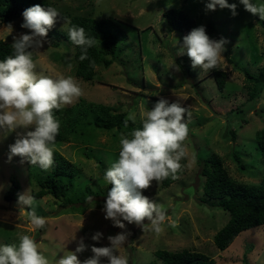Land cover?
Returning <instances> with one entry per match:
<instances>
[{
    "label": "rangeland",
    "instance_id": "374dc122",
    "mask_svg": "<svg viewBox=\"0 0 264 264\" xmlns=\"http://www.w3.org/2000/svg\"><path fill=\"white\" fill-rule=\"evenodd\" d=\"M62 17H91L110 19L119 36L118 51L110 66L99 65L92 82L75 75V47L66 40L67 27L58 20L51 29L57 47L45 44L34 54L38 74L57 78L73 77L82 89L81 99L111 107L114 112L137 113L136 126L140 125L139 109H151L161 97L170 102L179 101L191 113L185 144L187 155L181 160L183 168L179 179L165 187L163 181L153 182L143 195L163 206L167 214L164 231L156 235L142 232L135 225H127L131 233L127 243L119 250L128 264H163L155 252L158 250H191L208 255L217 264H264V225L242 232L224 251L214 244L215 234L230 220V215L220 207V201L205 196V178L200 175L202 161L216 154L223 162L230 178L237 183L259 185L264 176V161L258 149L256 135L264 129V86L258 100H250L249 87L244 72L264 80V28L258 16L244 10L239 0L237 15L229 9L207 11V0H48ZM262 4L264 0H252ZM171 9H181L194 21V28L203 26L213 40L224 38V58L208 73L191 67V77L181 69L176 70V55L188 33L172 31L164 18ZM214 24V32L208 24ZM9 23L12 33L4 30ZM0 27V41L13 43V36L28 33L15 19ZM179 67V66H178ZM214 71L227 73L225 87L219 91ZM264 85V84H263ZM93 120V118H91ZM141 126V125H140ZM234 131L235 137L231 133ZM123 131L111 132L88 127L79 139L89 141L55 142L53 153L58 152L77 168L71 180L68 197L57 200L50 195L35 199L37 178L52 172L55 165L44 171L38 166L13 157L8 160V146L14 143L15 133L0 134V245L19 244L20 235H29L39 245V251L55 264L60 256L75 251L83 238L86 245L108 246V236L121 233L120 228L104 219L103 204L110 190L104 180L105 170L118 159L119 139ZM16 177L21 185V195L34 198L36 215L46 218L44 228L33 230L28 219L31 208L4 200L10 189V178ZM66 182L70 179L65 178ZM96 193L95 203H86L84 189ZM67 200V201H66ZM85 205V206H84ZM21 208L24 211H21ZM101 232L99 243L91 237ZM75 238V239H74ZM92 255L90 247L78 258L83 261ZM101 264H108L102 259Z\"/></svg>",
    "mask_w": 264,
    "mask_h": 264
},
{
    "label": "clouds",
    "instance_id": "9594fccd",
    "mask_svg": "<svg viewBox=\"0 0 264 264\" xmlns=\"http://www.w3.org/2000/svg\"><path fill=\"white\" fill-rule=\"evenodd\" d=\"M244 10L252 16L264 20V3L255 4L252 0H239ZM229 9L232 16L237 15V4L228 0H207V11ZM22 29L28 33L13 36V54L0 61V134L15 133L14 143L8 146V160L20 157L32 166L47 171L54 164L53 147L59 134L60 121L54 115L56 110L72 105L83 94L78 82L71 76L52 78L38 74L34 54L50 45L48 32L57 20L67 27L70 42L80 48L79 60H89L88 50L97 45L95 37L88 36L85 29L71 24V20L61 17L55 7L34 5L22 13ZM5 31L12 33L11 23ZM224 38L211 39L203 26L194 28L183 38V44L176 55H187L191 67L200 69V75L215 69L224 58ZM95 68V61H90ZM179 71V67H175ZM188 108L179 101L170 102L159 98L151 107L143 105L139 109L140 127L133 128L119 139L118 159L108 167L103 180L110 185L102 212L104 219L120 228L121 233L108 236V246L86 245L84 239L78 241L75 251H68L55 261V264H128V259L119 250L127 243L131 233L127 225H135L142 232L156 235L164 231L167 214L163 206L143 195L152 187L171 178L178 180L183 168L181 160L187 155L185 144L188 136L186 117L190 119ZM131 121H137V113L130 111L124 121L125 128ZM86 203H95L94 197H85ZM19 205L31 208L28 219L33 230L44 228L46 218L36 215L32 207L36 201L26 193L18 197ZM21 211H24L21 208ZM103 238L96 232L91 239L99 243ZM75 239V238H74ZM90 247L92 255L83 261L78 254ZM0 264H49V260L39 251V245L29 235H20L19 244L0 245Z\"/></svg>",
    "mask_w": 264,
    "mask_h": 264
},
{
    "label": "trees",
    "instance_id": "16d2710c",
    "mask_svg": "<svg viewBox=\"0 0 264 264\" xmlns=\"http://www.w3.org/2000/svg\"><path fill=\"white\" fill-rule=\"evenodd\" d=\"M37 4L45 8L54 7L48 0H0V27L15 19H23V11ZM164 18L172 31L188 33L194 27V21L181 9H171L165 12ZM71 24L84 28L88 36L95 37L98 41L95 47L88 50L89 60L81 62L79 60L80 48L74 46L66 35V40L75 47V75L85 81L92 82L95 69L99 65L104 64L108 67L113 63L112 59L108 60L107 58L114 57L119 48L116 25L110 19L81 16L72 17ZM207 27L210 33L214 32L212 22ZM261 27L264 28V21L261 22ZM48 40L53 47L58 46L53 40L51 30L48 32ZM12 54L11 43L1 40L0 61ZM188 60L189 58L185 55L178 58L176 63L184 74L191 77L193 73L187 63ZM90 61H95V68L89 66ZM244 75L250 83L248 85L250 100H258L264 80L254 77L249 72H244ZM213 76L219 91H223L227 73L214 71ZM54 115L60 121L59 134L56 137V142L60 143H69L72 140L89 141L85 138L79 139L88 127L108 132L116 128L123 131L125 135L129 134L133 128L140 127V125L136 126L129 121L128 127L125 128L126 114L114 112L111 107L87 102L83 99L71 107L56 110ZM231 133L235 137L234 131ZM256 139L264 161V129L257 132ZM53 155L54 170L45 177L35 180L39 188L37 192L33 193L35 199L50 195L57 200H64L70 193L71 180L77 174V168L60 153L55 152ZM200 175L205 178L203 186L205 196L220 201V207L230 215L228 223L214 236V244L219 250H226L242 232L264 225V176L259 185L237 183L230 178L223 162L216 154H212L202 161ZM65 178L70 181L66 182ZM10 182V189L4 195L6 202L16 201L21 195L19 180L12 176ZM171 182L172 179L168 178L163 180V185L167 187ZM83 193L86 196H97L90 187L85 188ZM155 255L163 264H217L216 260L208 255L187 249L182 251L158 250Z\"/></svg>",
    "mask_w": 264,
    "mask_h": 264
}]
</instances>
